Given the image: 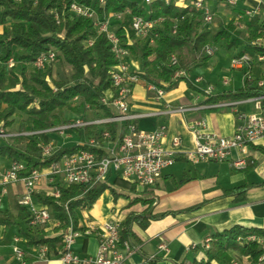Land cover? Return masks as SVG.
<instances>
[{
  "label": "trees",
  "instance_id": "trees-1",
  "mask_svg": "<svg viewBox=\"0 0 264 264\" xmlns=\"http://www.w3.org/2000/svg\"><path fill=\"white\" fill-rule=\"evenodd\" d=\"M73 2L92 6L99 19H106L116 12L123 13L125 21L113 28L130 53L125 61L129 62L130 58L135 60L139 67L138 70L132 69L137 78L159 88L166 89L176 85L179 78L175 79L174 73L178 68L189 71L207 61L210 55L204 51L206 45L216 46L222 43L227 49L241 46L237 56L246 54L255 58L264 54V45L256 42L258 38H264V22L260 14L253 10H240L225 26L210 33L204 29V9L191 5L178 6L174 0H154L148 5L142 0H103V3L100 0H0V129L9 128L13 124V115L23 113L26 115L24 130L32 132L27 135L0 137V156L9 161L22 162L25 169L20 172V176L28 174L32 169L45 170L62 156L80 150L94 151L101 156L104 151L90 147L87 144L89 138L102 144L104 140L118 141L126 132V124L118 127L114 121L90 124L75 129L86 142L66 147L54 146L49 154L42 153L41 145L52 141L51 133L43 130L69 122L64 114L66 110H76L74 100L79 99L81 104L88 105L98 118L114 115L110 106L100 103V98L113 88L110 71L119 60L111 50L106 35L96 33L91 18L76 16L70 12ZM135 15L146 20L162 18V21L151 29L150 34L140 39L126 22L128 20L130 23ZM240 24L243 29H239ZM89 38L94 39L91 46L86 45ZM184 49H187L191 59L183 54ZM48 51L55 52L53 63L58 65L56 76H53L50 65L44 68L33 65L38 55ZM172 55L177 56L178 66L169 65ZM10 58L13 60L12 66L7 67L5 64ZM64 65L70 67V72L64 70ZM262 78L264 79V75ZM257 82V79L246 75L242 87L216 94L207 93L202 103L259 97L264 94V85L258 86ZM260 103L264 106V98ZM104 130L110 134L108 139L102 136ZM115 179L129 183L119 175ZM57 188L60 193L58 197L45 192L35 193L37 200L49 208L57 224L53 228L57 233L55 236H47L45 230L30 226L29 212L15 203L16 217L25 225L21 231L27 247L47 245L53 250L61 247L63 234L70 227L73 230H85V226L79 224L80 214L89 210L103 191L108 189L114 199L123 195L106 180L87 185L57 184ZM134 189L135 184L129 183V191L134 193ZM245 189L246 186H239L226 190V194L239 195ZM134 202L150 204L151 200L139 195L131 200V203ZM196 207L192 206L184 211ZM180 211L151 214L148 206L141 213H129L119 223V244L122 245L135 236L132 230L134 224L144 228L150 219L174 215ZM12 219L7 210H0V225L9 226L13 223ZM251 233L261 235L264 230L233 226L213 232L209 236V246L197 247L202 250L203 258L176 264L223 262L230 250L247 257L250 264H264V260H258L264 256V247L255 241L242 244L236 242L238 236ZM29 259L31 261L33 257Z\"/></svg>",
  "mask_w": 264,
  "mask_h": 264
},
{
  "label": "crops",
  "instance_id": "crops-1",
  "mask_svg": "<svg viewBox=\"0 0 264 264\" xmlns=\"http://www.w3.org/2000/svg\"><path fill=\"white\" fill-rule=\"evenodd\" d=\"M204 4L212 14V20L205 25L206 27L204 26L210 33H215L225 26L240 10H253L259 13L264 22V0H204ZM239 29H243L242 24L239 25ZM261 44L264 45V38ZM220 47L225 48L222 43L213 46L214 53L207 61L199 63L189 71L184 70V76L178 79L174 87L164 89V95L160 99H156L155 93L148 89V84L139 80L132 87L129 110L132 114L149 115L135 119L137 127L144 131H153L165 124L166 133L161 140L162 145L170 148L172 139L178 137L182 150L193 145L190 121L204 118L209 130L222 136H229L238 123V112L256 111L251 98L235 100L238 103L232 107H210V103H202L207 95L204 90L208 86L212 87L209 94H216L233 91L244 84L246 68L227 65L231 58L238 55L241 46L225 48L236 52L230 56L229 61L225 54L222 56L219 53ZM183 54L191 59L187 49L183 50ZM262 61L252 62L249 69L251 79L264 81ZM130 64L132 68L138 70L139 66L135 60L131 59ZM189 74L193 75V79L188 78ZM178 106L200 108L187 113H163L167 107ZM117 124L121 127L125 123ZM114 143L116 140L108 141L104 145ZM239 160H242V164L234 165V162ZM10 162L0 156V169L7 168ZM117 176L116 173H110L105 180L123 195L114 199L108 189L103 191L89 210L81 212L80 225L100 227L107 221L120 223L129 213H141L148 206L151 214L181 210L174 215L167 214L150 219L144 228L134 224L132 230L135 236L128 241L129 249L126 250L123 244H119L121 251L126 254V264H176L184 261L190 263L193 259L199 260L204 257L202 250L197 247L203 245L204 239L213 232H220L233 226L264 230V144L250 145L243 153L233 151L224 161H207L196 165L187 162L180 153L173 165L158 175L153 186L144 190H138L135 186L134 193L129 191L131 182L116 181ZM239 186H246L242 194H226V190ZM44 189L45 182L40 180L35 193L44 192ZM21 191V184L15 183L9 186L7 194L0 198V210H7L13 217L11 225H0V264H22L15 257L13 246L18 244L24 249L28 248L21 231L25 227L24 222L16 217L15 203ZM139 195L141 198L150 199V204L131 203V200ZM34 201L38 206L43 205L35 196ZM192 206L197 207L184 211ZM45 231L47 232V227ZM46 234L55 236L57 233L52 229ZM14 237H19L20 241L15 243ZM161 243L167 246V251L159 249ZM97 248L96 233L78 238L74 244V251L80 257L94 256ZM32 257L28 254L24 264H61L54 255L44 260H35L33 257L30 261L29 258ZM211 264L223 263L212 261Z\"/></svg>",
  "mask_w": 264,
  "mask_h": 264
},
{
  "label": "built area",
  "instance_id": "built-area-1",
  "mask_svg": "<svg viewBox=\"0 0 264 264\" xmlns=\"http://www.w3.org/2000/svg\"><path fill=\"white\" fill-rule=\"evenodd\" d=\"M148 5L154 0H142ZM168 2V0H164ZM178 6L191 5L195 8L204 9L203 20L205 23L212 20V14L204 4V0H174ZM103 3V0H100ZM70 12L76 16H83L93 20V26L97 34L104 33L111 44V50L119 62L111 69V80L113 88L105 92L100 98V103L110 106L114 111L111 117L96 118L94 120L75 119L70 120L62 125L54 126L43 130L50 133H65L66 131L83 128L90 124H102L106 122H117L126 124V132L122 138L112 145L105 146L108 142L104 140L102 144L94 138H89L87 144L90 147L101 149L104 154L99 156L94 151L80 150L70 155L62 156L58 161L52 162L45 170L32 169L28 174L20 176V172L25 169L22 162L11 161L5 169H0V198L7 194L8 187L20 183L22 191L17 198V203L29 212V225L32 227L46 228L51 222L52 215L49 208L45 205L38 206L35 204L34 196L36 185L40 180L45 182L44 192L47 195L58 197L59 189L57 184H93L98 181L105 180L110 173H116L121 178L134 183L138 190L154 185L158 175L166 168L173 165L178 155L190 164L196 165L207 161H224L227 160L233 151L240 153L245 152L250 145L261 143L264 144V106L260 101L264 98V94L259 97L251 98L255 103L256 111L246 113L238 112V123L234 131L229 136H222L213 130H209L207 122L204 118H198L190 121L189 129L193 133V145L191 147L180 149L181 141L178 137H174L171 141V147L165 148L162 145V138L166 133V125L162 124L153 131H144L137 127L134 120L141 116L149 114H132L129 110V98L132 87L139 81L134 74L132 66L125 59L130 56L129 51L124 47L122 39L117 35L115 29L110 22L111 18L123 19V13H112L106 19H99L92 6H84L73 2L70 5ZM249 13V11H247ZM57 19V17H56ZM162 18L154 20H146L141 16H133L130 20L129 28L132 29L137 38H145L150 34L151 29L160 24ZM263 38H258L257 43H261ZM93 38L86 41V45L91 46ZM205 52L208 55L213 54L210 46H205ZM264 55L257 57L262 60ZM55 60V52L48 51L41 53L34 60L33 65L36 68H44ZM12 58L5 64L11 67ZM231 66L236 68H246V75L249 77L251 64L250 56L242 54L235 56L230 61ZM170 66H178V58L172 55L169 58ZM184 76V70L178 68L174 73V78ZM250 78V77H249ZM258 86H263L264 81L257 82ZM148 89L155 93L156 99H160L164 95V88L156 87L148 84ZM212 87L208 86L207 93H210ZM238 101H223L218 103H210V107H229L237 104ZM89 107V106H87ZM200 107H182L166 108L163 113H187ZM32 132L23 133L24 135ZM0 136H5L3 130L0 129ZM103 138L108 139L110 134L104 130ZM43 155L49 154L54 148L53 142L41 145ZM242 164V160L234 162V165ZM1 200V199H0ZM97 231V232H96ZM91 233L97 234L98 248L92 257H80L74 251V244L78 238ZM15 243L20 241L19 237H14ZM247 241H255L264 247V234L257 235L255 233L246 236H238L236 242L242 244ZM210 238L204 239L203 245L209 246ZM123 246L129 249L128 242H124ZM159 249L167 251V246L161 243ZM13 253L17 260L24 264L25 257L30 254L35 260L47 259L50 255H54L61 264L94 263V264H126V254L119 247V222L107 221L100 227L94 225L85 226V230H73L71 227L63 234L61 247L53 250L47 245H38L28 247L27 249L20 247L18 244L13 246ZM259 261L264 260V256L259 257ZM230 264H239L233 260Z\"/></svg>",
  "mask_w": 264,
  "mask_h": 264
},
{
  "label": "rangeland",
  "instance_id": "rangeland-1",
  "mask_svg": "<svg viewBox=\"0 0 264 264\" xmlns=\"http://www.w3.org/2000/svg\"><path fill=\"white\" fill-rule=\"evenodd\" d=\"M124 17H123L122 21H121V19L117 20V19L111 18L110 22L112 23V27L116 28L117 24L125 21ZM126 22H127V25L129 26L130 23H128V20ZM207 23H209V22H207ZM207 23L204 22L205 25ZM1 31H2V26H0V32ZM208 46H210V45H208ZM210 47L212 48L213 53H214L213 46H210ZM204 51H205V48H204ZM219 51H220L219 53L222 56L224 54L227 56L228 61H229L230 56H232L233 54L236 53L233 50H227L223 47H220ZM260 55H264V54H260ZM260 55H257L255 58H251V62L254 60H257V57ZM131 59L132 58H130V60ZM262 60H259V61L264 62V58ZM229 64H231V63L228 62L227 65H229ZM57 66L58 65L56 63L50 64L53 76H56ZM63 68L66 72H70L69 66L64 65ZM249 76H250V74H249ZM188 78L193 79V75L189 74ZM196 85L199 86V84H196ZM231 86H232V84H230L229 87H231ZM206 89L204 91H206ZM73 103H74V105H76L75 106L76 110H74V111L66 110L65 114H64L65 118H67L69 120H75V119L94 120V119L98 118L96 115V112L94 110H92L90 107H87L88 105L81 104L79 99L74 100ZM25 119H26V115L23 113H16L15 115H13V124L9 128H7L6 130L3 129V133L5 134V136H0V137H13V136L20 135V134L24 135L23 133H26V131L24 130V120ZM51 137H52V142H53L55 147H58V146L66 147V146H71L73 144L81 143V142L85 141V138L84 137L80 138L78 133L75 130L66 131L65 133H62V134L61 133H51ZM56 225L57 224L54 222V220L52 218L51 222L47 226V232H49V230H52L54 228V226H56ZM35 228H39V229H43V230L46 229V228H42V227H35ZM233 260L238 261L239 264H250L248 262L247 257H245V256L241 255L239 252L233 251V250L229 251L228 257L226 258V261H223L222 263L223 264H230V262Z\"/></svg>",
  "mask_w": 264,
  "mask_h": 264
}]
</instances>
